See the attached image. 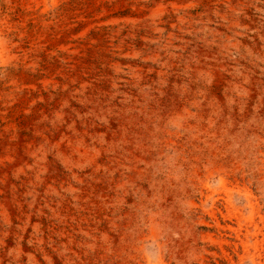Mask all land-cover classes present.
Listing matches in <instances>:
<instances>
[{
  "label": "rangeland",
  "instance_id": "1",
  "mask_svg": "<svg viewBox=\"0 0 264 264\" xmlns=\"http://www.w3.org/2000/svg\"><path fill=\"white\" fill-rule=\"evenodd\" d=\"M0 264H264V0H0Z\"/></svg>",
  "mask_w": 264,
  "mask_h": 264
},
{
  "label": "bare ground",
  "instance_id": "2",
  "mask_svg": "<svg viewBox=\"0 0 264 264\" xmlns=\"http://www.w3.org/2000/svg\"><path fill=\"white\" fill-rule=\"evenodd\" d=\"M81 149H83V148H81ZM81 154H83V153H85V154H87L84 150H82L81 152H80ZM85 156V155H84ZM82 157V156H81ZM88 158V157H87Z\"/></svg>",
  "mask_w": 264,
  "mask_h": 264
}]
</instances>
